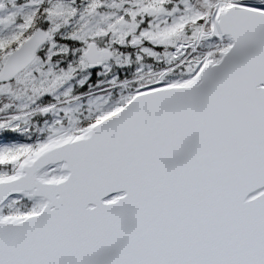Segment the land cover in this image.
I'll use <instances>...</instances> for the list:
<instances>
[{"label":"snow or ice","instance_id":"snow-or-ice-1","mask_svg":"<svg viewBox=\"0 0 264 264\" xmlns=\"http://www.w3.org/2000/svg\"><path fill=\"white\" fill-rule=\"evenodd\" d=\"M12 2L0 264H264V0Z\"/></svg>","mask_w":264,"mask_h":264},{"label":"rangeland","instance_id":"rangeland-1","mask_svg":"<svg viewBox=\"0 0 264 264\" xmlns=\"http://www.w3.org/2000/svg\"><path fill=\"white\" fill-rule=\"evenodd\" d=\"M3 3L5 5V7L0 10V17H6L8 16L10 13L13 12H18V13H27L31 11V7H21V6H17V7H13V2L12 0H3Z\"/></svg>","mask_w":264,"mask_h":264},{"label":"trees","instance_id":"trees-1","mask_svg":"<svg viewBox=\"0 0 264 264\" xmlns=\"http://www.w3.org/2000/svg\"><path fill=\"white\" fill-rule=\"evenodd\" d=\"M107 2H108V3H111V2H112V0H107ZM105 9H107V8H105ZM105 9H104V10H105ZM112 10H115V9H112Z\"/></svg>","mask_w":264,"mask_h":264}]
</instances>
